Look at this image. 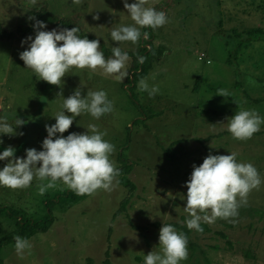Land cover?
<instances>
[{
    "label": "rangeland",
    "instance_id": "obj_1",
    "mask_svg": "<svg viewBox=\"0 0 264 264\" xmlns=\"http://www.w3.org/2000/svg\"><path fill=\"white\" fill-rule=\"evenodd\" d=\"M147 6L164 11L168 23L150 29L157 56L142 77L150 87L158 86V94L149 98L140 91L142 78L133 90L145 114L130 102L125 79L118 82L102 70L73 68L58 88L38 79L19 58L31 43L21 42L29 36L0 38V117L6 116L13 127L16 116L26 121L15 128L16 135L0 134V152L11 146L15 157L24 158L26 149L41 151L45 125L56 122L64 98L77 88L82 96L103 90L114 110L98 120L81 114L63 135L85 133L89 124H96L115 146L110 159L116 167L125 144L132 163L113 191L99 190L93 196L66 198L63 193L71 190L59 181L43 195L38 184L47 181L34 179L31 187L18 190L0 186V205L30 220L48 210L52 214L46 231L26 238L32 247L23 258L15 252L14 237L24 238L19 224L0 214L3 264H144L145 255L160 251L162 225L173 226L188 239V258L180 264H264V124L246 141L233 139L227 130V119L241 109L255 110L264 119V40L246 33L250 28L264 32V0H149ZM43 9L99 40L105 59L116 46L125 52L139 48V42L116 44L111 39L114 28L134 23L122 0H82L80 5L72 0H0V24L14 33L33 25L38 12L46 24L42 30H61ZM141 33L144 38L143 29ZM218 89L231 97L217 95ZM136 118L141 121L133 123ZM232 152L238 154L237 162L256 167L259 189L249 193L236 217L202 221V233L188 229L190 216L184 208L193 166L209 154ZM6 163L0 161V170Z\"/></svg>",
    "mask_w": 264,
    "mask_h": 264
},
{
    "label": "clouds",
    "instance_id": "obj_2",
    "mask_svg": "<svg viewBox=\"0 0 264 264\" xmlns=\"http://www.w3.org/2000/svg\"><path fill=\"white\" fill-rule=\"evenodd\" d=\"M30 2L35 4L36 0ZM72 2L80 5L82 0ZM122 3L134 23L121 25L111 31V39L116 44L130 42L135 45L141 39V29L155 30L168 23L164 11L147 6L149 0H134L131 4L122 0ZM29 19L35 20V17ZM33 28L35 38L29 36L21 42L23 45L31 41L19 58L38 79L49 85L62 88L63 77L73 68L92 72L102 70L103 75L115 76L118 82H123L127 77L130 57L119 46L112 48L111 58L105 59L100 51L99 40L81 38L77 35L79 29L76 27L44 31L41 29L46 28V24L35 20ZM148 36L147 31L143 32L145 39ZM144 59L139 57V63L142 64ZM138 87L140 91L148 92L149 98L159 92L158 86L150 87L145 78L139 81ZM57 95L62 96L61 93ZM217 95L231 97L226 89H218ZM62 109L54 116V124L45 125L47 137L42 141L41 151L26 149L24 158L15 157V149L11 146L0 152V161H7L0 170V186L11 190L27 189L36 179L47 181L38 184L40 195L55 188L58 181L78 196H93L99 190H114L121 173L110 159L115 146L104 139L107 133L99 131L96 124H89L85 133L73 132L66 137L63 135L70 129L75 117L90 114L98 120L114 110L113 102L103 90L88 91L82 96L81 90L77 88L72 95L64 98ZM227 120L228 132L239 141L251 139L260 130L261 124H264V119L255 110L241 109ZM25 123L16 116L13 127L6 116L0 117V134L16 135L15 128ZM237 155L236 152L229 155L209 154L200 166H193L186 183L184 208L190 216L186 221L188 229L202 233V221L212 224L217 218L228 220L236 217L238 209L247 205L249 193L259 189L262 181L258 170L251 163L237 162ZM14 240L15 252L23 258L25 250L31 249L32 245L20 236L14 237ZM187 244L188 239L184 233L177 232L171 225H162L159 230L160 251H150L145 255L144 264H180L188 258Z\"/></svg>",
    "mask_w": 264,
    "mask_h": 264
},
{
    "label": "trees",
    "instance_id": "obj_3",
    "mask_svg": "<svg viewBox=\"0 0 264 264\" xmlns=\"http://www.w3.org/2000/svg\"><path fill=\"white\" fill-rule=\"evenodd\" d=\"M44 15L51 19L52 23L56 28L63 29H71L72 27H76L79 29V32L77 33L78 36L81 38H87L89 40H96L95 37H93L90 34L85 33L80 27L77 25L73 24L71 20L69 19H58L51 14L45 9H43ZM36 20L43 21L44 20L41 18L40 14L36 12ZM42 30V29H41ZM147 31L149 33V36L147 39L141 38L139 41V48L136 52H131V51H126L131 58V62L129 64V74L125 78V82L123 85H126L127 87L125 88L127 90V94L129 97L130 102L134 105V107L141 113L145 114V110L143 106L139 103L137 97L135 96L133 90L136 85V83L144 77L148 70L150 69L155 57L157 56L156 50L153 48L152 43H151V37L152 34L150 32V28H144L143 32ZM246 33L249 36H252L253 38H260L264 40V32L261 30V28H250L246 31ZM30 35H35V30L33 28V25L26 26V27H20L18 28L14 33L11 31H7L1 24H0V38H7V39H12L16 37H27ZM139 57H144V62L141 64L139 63ZM140 118L134 119L133 123H138L140 122ZM127 149V145H123L121 147V150L117 154V161L119 165L117 168L120 170V175H125L127 174L132 167V163L129 162V160L126 157L125 150ZM123 184H125L124 179L122 180ZM63 196L66 198H77L79 197L76 195L73 191H68L64 192ZM47 207L49 208V205L47 204ZM0 214L5 215L8 218H13L17 221L19 224V233L21 236L24 238H27L35 233L39 232H44L46 231L52 220V214L51 211L48 210L47 214L40 218V219H35V220H30L29 218L22 216L18 210H13L9 207H4L0 205ZM4 239H2V242ZM2 242H0V251H1V245ZM0 264H3L2 259L0 257Z\"/></svg>",
    "mask_w": 264,
    "mask_h": 264
}]
</instances>
